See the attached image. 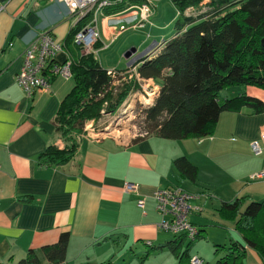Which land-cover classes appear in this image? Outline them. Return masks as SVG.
I'll return each instance as SVG.
<instances>
[{"label":"crops","instance_id":"0c3cea01","mask_svg":"<svg viewBox=\"0 0 264 264\" xmlns=\"http://www.w3.org/2000/svg\"><path fill=\"white\" fill-rule=\"evenodd\" d=\"M0 8V264H14L28 250L55 243L62 232L70 237L61 264H179L165 245L182 237L157 227L162 217L153 198L157 190L174 187L194 194L193 203L201 212L213 211L216 224L230 230L222 240L225 245L242 241L217 210L238 197L245 203L264 201V180L249 179L264 167V149L256 156L250 147L252 142L260 144L264 111L255 114L242 107L223 112L213 134L202 139L172 141L149 135L122 142L86 134L68 164L40 166L37 157L48 146H63L54 118L74 83L58 76L47 90L28 98L16 75L27 44L44 30L62 45L56 61H66L74 46L67 37L79 20L52 0H0ZM96 25L100 48L132 31L117 34L104 11ZM117 68L128 69L125 74L138 79L137 66L127 67L124 60ZM241 93L264 105V91L254 87H234L219 98ZM180 156L197 167L195 183L178 181L172 161ZM125 184L136 185V191L123 192ZM138 200H143V208ZM195 216L190 215L189 222L202 232L207 223ZM248 250L244 264H263Z\"/></svg>","mask_w":264,"mask_h":264},{"label":"trees","instance_id":"16d2710c","mask_svg":"<svg viewBox=\"0 0 264 264\" xmlns=\"http://www.w3.org/2000/svg\"><path fill=\"white\" fill-rule=\"evenodd\" d=\"M169 1L178 14L174 35L164 42L154 58H143L136 65L140 79L159 81L153 103L144 110L146 136L172 141L202 139L213 134L223 112L248 107L252 113H262L263 103L244 93L223 100L219 96L234 87L264 91V0ZM137 2L116 3L105 8L104 14L118 13ZM187 11L191 14L187 15ZM91 18L90 13L78 22L67 37L68 44H72L74 33ZM98 48L96 43L94 49ZM68 51L74 87L59 105L54 118V128L63 146H48L37 157L40 166L68 164L84 136V124L114 112L135 87V77L112 87L113 79L93 53L82 54L78 46ZM172 166L179 182L197 181V167L184 156L175 158ZM217 215L233 224L242 241L219 246L216 252L222 256L215 264H244L247 249H252L264 264V201L245 203L244 197H238L222 202ZM69 237L68 232H62L55 243L28 250L14 264H61ZM183 242V238H174L165 245L179 264L188 263V250L193 243L189 241L181 250Z\"/></svg>","mask_w":264,"mask_h":264},{"label":"built area","instance_id":"2783aa9c","mask_svg":"<svg viewBox=\"0 0 264 264\" xmlns=\"http://www.w3.org/2000/svg\"><path fill=\"white\" fill-rule=\"evenodd\" d=\"M64 5L69 13L75 14L80 21L87 14H92V18L80 30L74 33L72 44L81 49L82 54L93 53L94 45L100 40L99 32L96 28L97 18L105 8L116 3L129 2V0H52ZM123 11L108 16L112 17L114 25L117 27V34L128 30L145 29L150 25V18L154 8V0H137ZM2 9V8H0ZM126 14L123 18L115 16ZM120 23V24H119ZM119 24V25H118ZM106 49L107 46H102ZM62 49V45L56 42L48 30L41 31L27 44L23 52V61L20 70L16 75L17 83L22 87L24 93L30 98L36 91L47 90L51 81L56 77L65 79L71 78L69 61L57 62L55 56ZM100 49V47L98 48ZM149 58V57H148ZM107 75L113 79V85L118 80L125 79V72L107 70ZM119 76V77H118ZM138 77V76H137ZM128 78H132L128 76ZM260 144L251 143L252 153L260 155L264 149V130L260 135ZM251 181L264 180V167L257 173L249 177ZM123 192L133 193L136 185L125 184ZM155 207L162 220L158 223L160 230L169 232L175 237H182L184 240L194 241L199 230L189 222L192 214L201 212L200 206L194 204L196 196L182 189L174 187L157 190L154 194ZM137 206L143 208V200H138ZM150 245V242H147ZM189 264H204V260L194 255L189 256Z\"/></svg>","mask_w":264,"mask_h":264},{"label":"rangeland","instance_id":"374dc122","mask_svg":"<svg viewBox=\"0 0 264 264\" xmlns=\"http://www.w3.org/2000/svg\"><path fill=\"white\" fill-rule=\"evenodd\" d=\"M186 14L190 15L191 11H187ZM177 15L175 7L169 0H154V8L149 21L150 25H146L145 29L128 31L106 49L94 50V58L106 70H119L120 68L117 67L123 66L124 62L122 54L130 48H135L137 53L149 49L142 57V59H148V57L157 53L160 43L164 40L168 41L174 35V22ZM137 78L132 92L114 112L104 113L97 121L84 124V135L93 134L97 137L113 136L122 142L133 141L146 136L144 110L153 103L157 95L156 91L158 92L159 90V81ZM132 80L134 79L125 75V79L118 80L114 85L112 84V87L118 86L123 81ZM229 89L232 88L226 90ZM226 90L224 91L226 92ZM224 91L220 95L224 94ZM196 217L207 223V226L201 229V237L194 240L188 250V254L190 256L199 254L198 257L204 260V264H215L216 260L222 256V253L216 252V250L219 246L225 245L222 240L231 232L227 227L216 224L215 218L217 217L213 211L203 210V212L196 214L193 218ZM188 242V240L183 242L181 250L185 249ZM197 245L200 250H196ZM248 251L253 252L252 249Z\"/></svg>","mask_w":264,"mask_h":264},{"label":"water","instance_id":"95a60500","mask_svg":"<svg viewBox=\"0 0 264 264\" xmlns=\"http://www.w3.org/2000/svg\"><path fill=\"white\" fill-rule=\"evenodd\" d=\"M148 50H145V51H142V52H139V53H137L135 48H130V49L126 50L123 53L122 57L127 62V67L136 66L142 60V57H144V54Z\"/></svg>","mask_w":264,"mask_h":264},{"label":"bare ground","instance_id":"6f19581e","mask_svg":"<svg viewBox=\"0 0 264 264\" xmlns=\"http://www.w3.org/2000/svg\"><path fill=\"white\" fill-rule=\"evenodd\" d=\"M165 41V40H164ZM168 42V41H167ZM160 45V44H159ZM163 46V45H162Z\"/></svg>","mask_w":264,"mask_h":264}]
</instances>
